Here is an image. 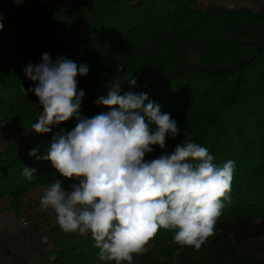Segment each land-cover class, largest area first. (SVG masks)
Listing matches in <instances>:
<instances>
[{
	"label": "trees",
	"instance_id": "1",
	"mask_svg": "<svg viewBox=\"0 0 264 264\" xmlns=\"http://www.w3.org/2000/svg\"><path fill=\"white\" fill-rule=\"evenodd\" d=\"M242 1L246 5L25 0V22L8 31L20 61L7 64L2 58L9 35L0 31V202L5 208L19 216L30 191L54 179L65 189L79 182L60 176L49 161L29 156L33 148L46 154L52 134L76 124L69 119L49 133L31 130L42 106L27 92L34 82L24 69L47 52L53 60L65 56L88 65V74L77 77L78 90L85 93L83 117L108 111L94 101L107 95L105 85L116 76L124 83L121 94L145 92L161 112L171 114L181 132L166 140L165 149L154 145L146 160L193 141L207 147L218 165L236 162L230 203L215 234L196 250L160 229L143 254L133 255L134 264H264V0ZM120 64L125 67L117 73ZM131 75L136 85L130 88L125 82ZM24 167L35 168L36 178L26 180ZM45 225L48 239L33 264H115L98 259L90 235L65 232L48 220Z\"/></svg>",
	"mask_w": 264,
	"mask_h": 264
},
{
	"label": "clouds",
	"instance_id": "2",
	"mask_svg": "<svg viewBox=\"0 0 264 264\" xmlns=\"http://www.w3.org/2000/svg\"><path fill=\"white\" fill-rule=\"evenodd\" d=\"M124 67L118 65L117 73ZM24 72L34 82L27 92L42 106L32 131L45 134L69 119L76 121L70 131L52 134L46 154L37 155L36 148L29 152L38 161H49L60 176L79 181L65 189L54 179L40 197L41 210L51 209L63 231L90 235L98 259L115 264H134L133 255L143 254L160 229L172 231L178 245L196 250L215 234L230 203L234 160L218 165L207 147L193 141L146 160L154 145L165 149L166 140L181 132L147 93L121 94L124 83L113 77L105 85L107 95L94 101L108 111L87 118L80 114L85 93L77 81L88 74L86 63L78 65L65 56L53 60L45 52ZM125 83L131 88L136 79L131 75ZM36 171L24 167L22 175L32 181Z\"/></svg>",
	"mask_w": 264,
	"mask_h": 264
},
{
	"label": "rangeland",
	"instance_id": "3",
	"mask_svg": "<svg viewBox=\"0 0 264 264\" xmlns=\"http://www.w3.org/2000/svg\"><path fill=\"white\" fill-rule=\"evenodd\" d=\"M206 2V0H203ZM226 6L246 5L242 0H212ZM25 0H0V22L7 34V43L2 58L7 64L18 60L15 55L13 36L8 31H17L26 20ZM22 22V23H21ZM12 27V28H11ZM0 30V31H2ZM38 102V100H36ZM46 187L41 186L30 191L25 198V212L21 215L5 208L0 202V264H33L41 252L44 235L48 230L45 221L56 224V214L51 210H41L40 197Z\"/></svg>",
	"mask_w": 264,
	"mask_h": 264
}]
</instances>
